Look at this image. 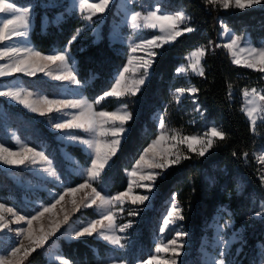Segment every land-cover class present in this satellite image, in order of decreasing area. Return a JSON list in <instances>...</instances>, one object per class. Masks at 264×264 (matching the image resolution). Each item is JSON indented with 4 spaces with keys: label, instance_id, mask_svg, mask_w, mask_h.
<instances>
[{
    "label": "trees",
    "instance_id": "trees-1",
    "mask_svg": "<svg viewBox=\"0 0 264 264\" xmlns=\"http://www.w3.org/2000/svg\"><path fill=\"white\" fill-rule=\"evenodd\" d=\"M171 1L175 8H185L195 31L181 35L170 46L161 49L154 61L149 83L138 95L127 100L132 112L131 129L106 172L110 190L121 191L127 186L125 170L134 164L142 149L157 134L152 118L157 111H162L169 128L188 134L198 133L210 122H215L226 132L225 139H217L204 156L188 152L187 159L182 158L178 165L168 168L156 182L155 207L165 205L175 194L183 209L181 224L188 232L192 247L202 242L213 217L223 209L229 210L235 226L242 229L245 251L256 252L258 243L264 245V217L254 215L264 211L261 204L264 201V181L260 179L264 167L256 159L261 137L253 132L242 111L240 92L245 88L264 86V78L259 70L232 62L222 43L221 21L237 33L264 35V7L224 9L206 0ZM35 11L32 39L40 51L49 52L68 45L76 29L83 27L80 15L65 12L64 4L45 7L38 0ZM57 14L63 17L55 22ZM46 16L50 24L44 28ZM111 18V14L107 16L100 40H96L90 30H84L70 44L78 65V77L81 81L93 78L92 91L109 87L126 63L125 47L112 43L109 38ZM201 45L206 48L204 75H190L199 91L193 97L178 101L174 90L183 87L186 79L177 74V68L191 50ZM37 125L41 127L40 123ZM44 132L49 133L48 130ZM73 152L84 157V154L80 155L79 147H74ZM244 153L248 154L247 158ZM6 188L1 193L8 190L18 194L14 185ZM149 227V223L143 225L141 234L148 232ZM94 247L107 253L105 243L93 237L64 243L63 251L72 260L93 261ZM41 259L42 254L37 251L30 258L37 263ZM242 264L251 263L245 260Z\"/></svg>",
    "mask_w": 264,
    "mask_h": 264
},
{
    "label": "snow or ice",
    "instance_id": "snow-or-ice-1",
    "mask_svg": "<svg viewBox=\"0 0 264 264\" xmlns=\"http://www.w3.org/2000/svg\"><path fill=\"white\" fill-rule=\"evenodd\" d=\"M207 3L219 5L224 9L234 7L236 9L251 8L253 5L264 7V0H206ZM110 0H99L98 3H91L90 0H75L72 5L73 9H79L81 19L92 24V17L97 13H103L108 7ZM36 5L18 6L15 0H0V14H5L7 17L0 23V42L8 41L7 46H0V60H6L5 63H0V77H8L14 73H26L29 76H35L37 72H42L47 76L54 77L57 80L68 81L78 86L82 85V81L77 77V74L70 63L72 57L70 50L66 47L64 50L55 51L53 54L46 55L44 52L37 51L35 48L27 46L26 43H11L13 38L23 41L27 37L29 28ZM163 12V14H161ZM131 24L134 29L146 27L158 29L160 34H153L151 39L141 38L140 43L131 44V52L136 53L138 50L147 51V56L142 59V62L137 65L142 69L139 79L131 82V86L125 85V73L129 71V66L132 64L135 56H129L128 64L123 71L118 72V78L115 81V86L110 91H104L103 94L93 101L86 98L83 99H59L49 98L47 95H36L27 89L5 85L3 90H0V96L8 97L33 113H38L48 119L51 128L56 130H73L83 129L86 133L91 134V138H86L84 135H68L67 139L86 145L90 149L88 157V166L82 169L84 182L79 183L76 187H65L62 193L57 194L58 198L54 197L52 202L42 205L39 209L34 210L32 214H21L16 208L9 206L7 203L0 202V232L4 233L5 246L0 248V264H23L31 253L37 248L42 247L60 228L61 225L67 224L70 213L65 211L60 219L53 221L47 228L41 222L39 229L34 226V222L42 221L45 213L56 215L55 209L57 205L64 200L66 195L75 194L85 188L90 189L87 195V203L96 205L99 212V218L91 219L83 226L71 229L70 235L75 237L91 236L93 233L101 236L110 245L116 248L123 249L125 244L122 243L124 237L118 235V232H123L125 228L130 227L129 224H116V212H122L123 208H116L117 204H122L125 200L131 199L132 203L143 204L149 200L148 194H133V186L147 189L149 193L155 186V181L158 177L163 176L164 170L172 165H178L181 162V157L171 151L175 144H169L165 147L168 141H177L176 136L169 137L166 130V125L163 116L158 117L159 135L155 137L142 149L139 158L135 161V167L128 173L130 182L127 190L117 192L115 195L105 194L101 190L93 187V183L104 171L109 160L116 154L117 149L121 145L123 135L128 131L126 128L127 121L132 119V113L127 110V105H123V111H100L96 112L93 105L99 103L105 97H121L127 94H135L140 91V85L145 83L148 76V69L152 66L153 60L151 57L157 56L154 48H160L163 44L170 41H175L183 33L194 32L195 29L191 25V16L183 9L173 12L164 10L160 0L149 5L143 11H130ZM222 35H228V42L225 47L229 50L232 62L236 65H244L251 69H257L264 73V46L256 47L249 40H245L240 35H236L229 29L228 25L221 21ZM82 28L76 29L71 36L68 44L70 45L80 35ZM96 32V29H92ZM206 48L201 45L193 52L189 53V65L177 68L178 73L186 74L189 68L198 75H204V69L200 64L201 58L205 55ZM52 65L61 66V70L54 72ZM199 89L195 86L188 88L179 87L174 90L176 100H179L180 95L185 92L196 93ZM243 97L246 101L242 107V111L248 117L253 132L257 117L260 113H264V89L245 88ZM71 110V111H66ZM199 110V109H197ZM57 114L55 116L51 114ZM119 123H116V122ZM109 122H111L109 124ZM105 125H109L105 127ZM226 132L218 130L217 126L213 125L208 133L204 136L190 135L179 138V143H186L192 152H196L199 156H204L205 153L213 147L214 138L225 139ZM199 144L197 148L195 145ZM15 147V146H13ZM13 147H5L4 143H0V162L4 165H27L34 168H45L46 171L57 181L60 180L59 173L56 172L53 162L45 155V151L37 150L27 143L20 142L18 150H13ZM235 155V153H233ZM247 158V153L243 154ZM187 159L188 157H183ZM256 159L264 164V150L256 155ZM143 168L149 169L147 172H142ZM261 181H264V175L260 176ZM140 181H151V183H140ZM170 210L163 219V226L160 231L163 232L170 224H174L176 220H183V209L175 200V194L172 195ZM73 210L77 211L81 204L75 198L72 200ZM264 208V201L261 202ZM7 212L8 216L5 215ZM135 215V212L130 213ZM264 217V211L254 213ZM22 222L26 224L23 226ZM15 223L16 226H13ZM232 221L226 222L224 226H217L219 231L223 227H227ZM6 230V231H5ZM8 233H13L14 236H9ZM188 236V232L179 230L175 232V236L168 240L167 243H157L155 247L156 253L171 252L170 259H160L158 256H150L147 260H140L138 264H177V257L184 249V241L180 238ZM28 243L25 244L24 241ZM218 244L223 245L227 249L229 241L223 236H219ZM261 264H264V246H262ZM56 260L60 264H72L63 255H57ZM100 264H127V261L120 258H109L107 261H101ZM206 264H230L225 259V251H219L216 255H209Z\"/></svg>",
    "mask_w": 264,
    "mask_h": 264
},
{
    "label": "rangeland",
    "instance_id": "rangeland-1",
    "mask_svg": "<svg viewBox=\"0 0 264 264\" xmlns=\"http://www.w3.org/2000/svg\"><path fill=\"white\" fill-rule=\"evenodd\" d=\"M37 1L38 0H15L18 6H37ZM90 2L98 3L99 0H90ZM160 2L163 4L164 10L169 13L180 9L185 10L184 7L175 8L171 0H160ZM41 3L45 7L52 4L57 6L59 4H64L65 12H77L81 17L80 10L78 8H72V5L75 3V0H41ZM154 3H156V0H110L108 7L103 13H97L95 16L92 17L91 26H88L89 22L83 20L82 31L90 30L91 33L94 35L95 39L100 40L102 36L103 24L105 23L107 16H110V14L112 15L110 22L111 29L109 32V38L112 43H119L120 45H123L126 51V63L120 69L119 72L123 71V68L125 66H129L128 61L130 55L137 57V59H134L132 64L129 66V71L124 74L125 85L129 87L131 86V82L133 80L140 78L142 69H139L137 65L141 63L142 59L148 54L147 51L144 50H138L136 53H132L131 44H139L141 38L151 39L153 34H160L158 29H151L146 27L134 29L131 24L130 11H143L149 5H152ZM251 8L262 7L253 5ZM230 9L236 8L230 7ZM161 14H163V12ZM35 15L36 11L34 10L31 26L29 28L27 37L24 38L23 41L13 38V41L11 43L18 44L23 42L26 43L27 46L35 48L37 51H40L39 49H37L32 39V33L35 27ZM62 17V14H57L54 18V21L56 22ZM6 18L7 17L5 16V14H0V23H2L3 20ZM49 24V18L47 16L44 17V28L47 27ZM93 28L96 29L95 33L92 30ZM229 29H231L232 32H234L236 35H240L241 37H243L245 40H249L256 47L264 46V35L256 34L255 36L250 32L237 33L236 31H234V29ZM221 39L223 45L225 46L228 42V35L221 34ZM173 42L174 41H170L167 44H163L160 48H154L153 50L156 51L158 55L162 48L170 46ZM8 43V41L0 42V46H7ZM66 47L70 50V45L68 44L62 48H55L52 51L44 53L46 55H50L53 54L55 51L64 50ZM195 49L196 48L191 50L189 53L193 52ZM189 53L186 55L185 61L181 63L179 67L189 65ZM71 57L72 59L70 63L73 65V68L78 77L77 61L73 57L72 53ZM156 57L157 56L151 57V59L153 60L152 66L148 69V76L145 79V83L139 86V92H136L135 94H127L121 97H105L99 103L93 105L95 111H123L124 109L122 106L127 105V110L131 112L127 100L138 95V93H140L149 83L150 78L152 76L153 64ZM204 57L205 55L200 60V64L203 69ZM5 62L7 61L0 60V63ZM52 70L54 72L60 71L61 66L52 65ZM177 74L186 79V84H184L183 86L185 88L194 86L190 79V75H198L190 68L186 74L178 72ZM117 78L118 75L116 74L109 87L100 91H92L91 87L93 86V78L89 79L88 81H82V85L78 86L68 81L57 80L54 77L47 76L42 72H37L35 76H29L26 73H14L13 75L8 77H0V90H3V87L5 85H10L14 87H21L27 89L28 91H31L34 94V98L36 95H47L49 96V98H86L89 101H93L97 97L101 96L104 91H110L111 88L115 86V81ZM252 88H257L258 90H260L264 89V86ZM194 94L195 93L185 92L184 94L180 95L178 101H181L185 97H193ZM240 95L243 100L244 106L246 101L243 97V90L240 92ZM51 115L55 116L57 114L54 113ZM161 115L164 118L162 111H157L152 116L157 131L155 137L159 135L160 128L158 123V117H160ZM131 120L127 121L126 128L128 129V131L123 135L121 144L131 129L129 125V122ZM37 123H40L41 127H39ZM110 123L111 122H109V124ZM116 123L119 122L117 121ZM165 125L168 136L177 137V141L166 142L165 147H168L169 144H175V147L171 148V151L176 155H179L181 159L188 152L192 151L188 148L186 143H179L180 137L190 135L204 136L205 133H208L210 131V128L213 125L217 126L218 130H221L220 126L215 122H210L203 128V130L193 134H188L182 131L171 129L167 126L166 122ZM107 126L109 125H105V127ZM44 130H48L49 133H45ZM255 132L260 135L259 137H261L260 146L257 150V152L259 153L260 151L264 150V113H260L257 117ZM68 135H84L86 138H91V134L86 133L83 129H73L64 131L53 129L48 123V119L46 117L40 116L38 113L31 112L29 109L25 108L17 101H14L8 97L0 96V143H4L5 147L15 146L13 147L14 151L19 149L20 142L27 143L32 147H36L37 150L45 151V155H47L49 159L53 162V166L56 172L60 175V180L63 181V183H61L60 181L55 180L49 174V172L45 170V168L38 169L27 165H4L2 162H0V202L7 203L9 206L16 208L18 212H21V214H32L34 213V210L39 209L42 205L52 202L54 197L58 198L57 194L62 193L65 187H76L77 184L83 183L84 176L82 175V169L88 166V157L91 150L88 149L86 145L67 139ZM155 137L153 139H155ZM217 139L219 138H214V143ZM151 141L149 143H151ZM147 145L145 147H147ZM195 146L198 148L199 144ZM74 147H79V149H81L80 155L82 153L84 154V157H80L78 154H74ZM120 147L117 149V152L119 151ZM210 150L211 148L209 149V151ZM115 155L109 160L108 164L105 166L104 171L101 172L100 177L95 182H92L93 187H96L97 190L103 191L105 194L115 195L117 192L126 191L128 183L130 182V177L128 173L131 172V170L135 167L134 162V164L130 168L125 170L128 181L127 186L121 191L112 192L110 190V181L106 176V172H108V169L111 168ZM166 170H164V172ZM141 171L147 172L149 171V169L143 168ZM157 180L155 181V186L151 189L150 193L147 189L139 188L136 185L133 186V194L149 195V200L144 201L143 204H134L132 203L131 199H127L122 204H117L115 206L116 208H123L122 212H116L117 226L121 224L127 225L131 221L130 227L125 228L123 232L117 233L118 235L124 237L122 243L125 244V247L123 249L116 248L115 246L110 245L101 236L95 233H93L91 236L85 235L83 237H75L69 234L71 229L79 228L89 220L99 218L100 209H98L96 205H90L87 203L88 198L86 194L91 190L85 188L83 190L78 191L75 194V197H73L71 194L66 195L64 200L61 201L59 205H57L55 209L56 215H53L52 213H45L44 217L42 218V221L34 222V226L37 228V230L39 229L41 222L47 228L53 223L54 220L62 218L65 211L70 213L68 223L61 225V228L54 235L50 236L48 241L42 247L37 248L34 251L40 252L42 254L43 259H41L38 263L35 261H31L30 258L34 254L33 252L27 257V259L23 261V264H60V262L56 260L57 255L65 256L68 260L72 262V264H100L101 261H107L109 258H120L127 261V264H138V261L147 260L150 256L153 255L158 256L162 260L170 259L172 257L171 252L156 253L155 247L157 243H167L168 240L172 239L175 236L176 231L184 230V228L181 224V220H176L174 224H170L167 228L164 229L163 232L160 231V228L163 226V219L167 212L170 210V204L173 201L170 198L167 200V202H165V205L155 207ZM145 182L151 183V181H140V183ZM10 185L15 186L18 194L9 193L8 190L4 193H1V191H4L3 189H8L6 187ZM73 198H75L77 202L81 204V207L77 211L73 210ZM132 212H135L136 214L131 215L130 213ZM5 215L8 216L10 214L5 212ZM151 216H153L154 218L151 219ZM228 221H232V223L229 224L227 227H223L222 231H219L217 226H224ZM147 223L150 224L149 231L145 234H141V227H143V225ZM22 224L26 227V224L24 222H22ZM13 226H16L15 223H13ZM8 235L14 236L13 233H8ZM219 236H223L225 240L229 241L226 250L224 249L223 245L218 244ZM91 237H93L97 241L104 242L107 246V253H102L98 250L97 247H94L93 251L95 258L93 261L87 259L82 260L80 258H78L77 260H72L64 254V243H71L73 241ZM180 239L184 241V249L179 253L177 257V264H206V260L208 259L209 255H216L219 251L222 250L225 251V259L228 260L230 264H242V262L245 260H247V262H250L251 264H261L262 246L264 245L262 243H258L256 252H246L247 250L245 251L244 249L245 242L243 239L242 229L235 226V222L229 210L223 209L213 217V220L208 226L207 234L204 235L202 242L197 247L191 246L188 236ZM4 240V233L0 232V248H3L5 246V244L3 243ZM24 243L27 244L28 241L25 240Z\"/></svg>",
    "mask_w": 264,
    "mask_h": 264
}]
</instances>
